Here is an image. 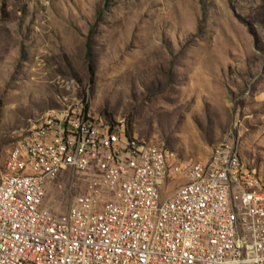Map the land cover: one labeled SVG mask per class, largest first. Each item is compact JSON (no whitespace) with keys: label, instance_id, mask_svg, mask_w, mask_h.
<instances>
[{"label":"rangeland","instance_id":"1","mask_svg":"<svg viewBox=\"0 0 264 264\" xmlns=\"http://www.w3.org/2000/svg\"><path fill=\"white\" fill-rule=\"evenodd\" d=\"M72 109L184 159L233 137L264 174V0H0V166ZM82 189L64 171L44 203L64 213Z\"/></svg>","mask_w":264,"mask_h":264},{"label":"built area","instance_id":"2","mask_svg":"<svg viewBox=\"0 0 264 264\" xmlns=\"http://www.w3.org/2000/svg\"><path fill=\"white\" fill-rule=\"evenodd\" d=\"M64 171V213L44 203ZM0 264H264V174L235 138L204 160L83 110L49 113L0 166Z\"/></svg>","mask_w":264,"mask_h":264}]
</instances>
